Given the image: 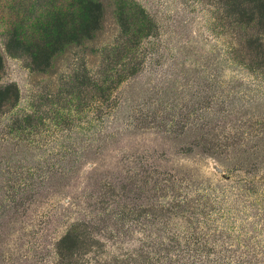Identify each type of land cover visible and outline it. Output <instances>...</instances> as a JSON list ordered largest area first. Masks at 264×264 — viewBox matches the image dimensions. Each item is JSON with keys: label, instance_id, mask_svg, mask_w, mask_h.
<instances>
[{"label": "rangeland", "instance_id": "1", "mask_svg": "<svg viewBox=\"0 0 264 264\" xmlns=\"http://www.w3.org/2000/svg\"><path fill=\"white\" fill-rule=\"evenodd\" d=\"M25 1L0 0V85L19 94L0 114V264H58V242L78 225L98 241L80 264H264L262 27L240 23L234 0H102L99 43L45 75L5 48ZM121 4L156 29L114 108L14 130L16 118L75 113L68 78L92 51L98 68Z\"/></svg>", "mask_w": 264, "mask_h": 264}, {"label": "trees", "instance_id": "2", "mask_svg": "<svg viewBox=\"0 0 264 264\" xmlns=\"http://www.w3.org/2000/svg\"><path fill=\"white\" fill-rule=\"evenodd\" d=\"M234 3L240 23L248 28L257 24L264 32V0H234ZM22 6L23 17H16L10 23L5 48L10 56L25 57L33 73H55L57 63L67 51L97 44L103 34L107 7L102 0H26ZM114 19L118 33L112 44L100 51L98 68L92 71L87 66L92 51L82 58L79 70H73L68 78L65 101L68 107L76 101L75 113H37L16 118L14 130L33 134L44 127L46 120H52L54 128H68L81 111H93L97 120L102 105L107 111L114 108V91L142 70L145 59L139 47L156 29L153 20L142 9L124 4L118 7ZM3 70L0 53V76ZM18 97L14 84L0 85V114L15 107ZM68 107H65L66 111H69ZM85 227L75 226L60 239L58 264H80L92 244L98 243L97 235Z\"/></svg>", "mask_w": 264, "mask_h": 264}]
</instances>
